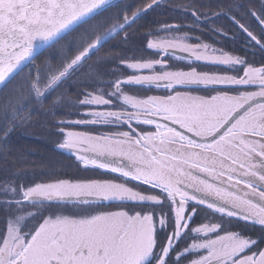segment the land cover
<instances>
[{
  "label": "snow or ice",
  "instance_id": "obj_1",
  "mask_svg": "<svg viewBox=\"0 0 264 264\" xmlns=\"http://www.w3.org/2000/svg\"><path fill=\"white\" fill-rule=\"evenodd\" d=\"M0 264H264V0H0Z\"/></svg>",
  "mask_w": 264,
  "mask_h": 264
},
{
  "label": "trees",
  "instance_id": "obj_2",
  "mask_svg": "<svg viewBox=\"0 0 264 264\" xmlns=\"http://www.w3.org/2000/svg\"><path fill=\"white\" fill-rule=\"evenodd\" d=\"M259 60L260 57L257 55L255 62L259 63ZM56 139L57 137L51 129L50 123L45 121L43 117L37 118L33 121L31 126L22 128L14 137L11 150L12 158L8 161L9 166L23 165L30 172H34L35 178L38 180L48 179L53 175L54 177L61 176L59 171L54 172L52 170L53 172H51V169L48 168L49 161H51L50 157H52L54 161L61 163H58L59 169L63 171L71 169L70 165L67 164L68 157L54 149ZM62 161H66V165L64 164L65 166ZM33 162H35V164L38 162V165H35ZM72 163L71 160V164Z\"/></svg>",
  "mask_w": 264,
  "mask_h": 264
},
{
  "label": "rangeland",
  "instance_id": "obj_3",
  "mask_svg": "<svg viewBox=\"0 0 264 264\" xmlns=\"http://www.w3.org/2000/svg\"><path fill=\"white\" fill-rule=\"evenodd\" d=\"M37 152V151H36ZM35 152V153H36ZM52 156V155H51ZM32 158V157H31ZM63 158V157H62ZM50 160L51 161H49V164H48V168H50L51 169V172H57V171H59V174H61V176H63V177H65V178H72V177H81V178H83V177H86V176H88L89 175V173H85V172H83V171H80V170H78L76 167H75V165L72 163L71 164V159L70 158H68L67 160H68V162H67V164L68 165H70V167H71V169H68L67 171H63L62 169H59V164H61V163H59V162H56V161H54L53 160V158L52 157H50ZM58 164H56V163ZM34 164H35V162H33ZM46 163H47V161H46ZM62 163H63V165L65 164L66 165V161H62ZM37 165H38V162L36 163ZM35 164V165H36ZM64 165V166H65ZM39 166H40V164H39ZM38 166V167H39ZM50 169H48V170H50ZM53 170V171H52ZM61 170V171H60ZM58 174V175H59ZM52 177H54V175L52 176Z\"/></svg>",
  "mask_w": 264,
  "mask_h": 264
},
{
  "label": "flooded vegetation",
  "instance_id": "obj_4",
  "mask_svg": "<svg viewBox=\"0 0 264 264\" xmlns=\"http://www.w3.org/2000/svg\"><path fill=\"white\" fill-rule=\"evenodd\" d=\"M73 99H75V97L73 98ZM57 140V139H56ZM52 147V146H51ZM54 149L56 150V151H58L57 149H56V144L54 145ZM59 152V151H58Z\"/></svg>",
  "mask_w": 264,
  "mask_h": 264
}]
</instances>
